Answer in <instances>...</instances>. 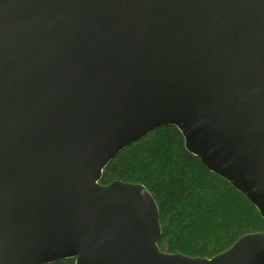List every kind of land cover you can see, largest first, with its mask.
<instances>
[{
	"label": "water",
	"instance_id": "water-1",
	"mask_svg": "<svg viewBox=\"0 0 264 264\" xmlns=\"http://www.w3.org/2000/svg\"><path fill=\"white\" fill-rule=\"evenodd\" d=\"M165 125L264 220V0H0V264H264V231L162 252L145 186L99 184Z\"/></svg>",
	"mask_w": 264,
	"mask_h": 264
},
{
	"label": "trees",
	"instance_id": "trees-1",
	"mask_svg": "<svg viewBox=\"0 0 264 264\" xmlns=\"http://www.w3.org/2000/svg\"><path fill=\"white\" fill-rule=\"evenodd\" d=\"M115 180L142 184L151 193L162 252L210 258L244 234L264 231L254 205L189 153L173 125L158 127L117 153L103 168L99 184Z\"/></svg>",
	"mask_w": 264,
	"mask_h": 264
}]
</instances>
